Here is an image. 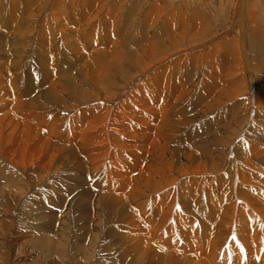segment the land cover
I'll list each match as a JSON object with an SVG mask.
<instances>
[{"label": "rangeland", "instance_id": "374dc122", "mask_svg": "<svg viewBox=\"0 0 264 264\" xmlns=\"http://www.w3.org/2000/svg\"><path fill=\"white\" fill-rule=\"evenodd\" d=\"M58 1L59 2H57V0H46V3L45 0H0V121L5 120V125L7 127L4 140L5 143L7 142L8 135L12 133L13 129H16V125L18 126L16 134L17 139L11 147L8 146V148H6V151L8 150L7 153H3L0 146V264H255L254 259L258 257L263 259V261H259L257 264H264V223L261 221L260 223L262 225L256 226L254 224L255 222L252 220V227L254 230H249L248 233L242 234L239 230V223L243 221V219H240L241 214L236 212V210L238 211V207L235 209L234 218H229V220L224 218L228 207L233 206L234 202L231 199H234L236 196L238 198H235V200L245 198L247 204L254 201L257 205V209L264 208V171H259L261 168L264 170V160H260L259 158L264 156V133L261 134V131H264V0H248L247 7L246 5L243 7L244 10L247 8L245 11L248 12L251 10L253 11V9L255 11L256 8L258 13L257 25L244 22V25L242 24L241 27L236 29L234 25L235 20L232 18V9L240 7L239 3L236 4V0H204V4L201 2L202 0H199V6H194L193 0H186L188 1L187 5L183 6V0H172V6L168 4L169 0H167L168 2L166 0H127L126 2L124 0H120L121 2L119 0ZM39 3L42 4L40 5ZM133 3H136V5L139 3V5L136 6ZM42 5L45 6L44 10L42 9ZM123 5L124 9H121ZM144 5H146V8ZM128 6H130V8L134 7V10L130 8L128 10ZM125 8L127 10L124 12ZM166 8L167 11H165ZM145 9L148 12H144L143 10ZM149 9L152 13H149ZM37 10L39 11L37 12ZM128 13H130V15ZM53 16L54 18H52ZM157 16L160 20L158 19L156 21ZM148 18H150L149 21H145V19L148 20ZM143 19L145 21L143 22L146 23L144 25L146 28L144 27L143 30H141L144 24L142 22ZM134 24L135 26H133ZM252 26H254V28ZM231 27H233V29ZM246 28L249 32H247ZM176 31L180 33L178 34ZM224 33H227V35L222 36ZM21 34L23 36H21ZM25 34L27 37H24ZM186 35L187 38L184 39ZM218 35L222 37L217 39L219 37ZM164 36H166V39H163ZM36 37H38V39H36ZM59 37H62V39ZM257 37L261 38L257 40ZM36 40L37 43L39 42L38 45L35 43ZM63 40L64 42H62ZM158 40L160 41L158 42ZM30 41L32 43H30ZM124 41H126L125 44L123 43ZM234 42L238 43L233 44ZM156 43L158 45L157 47L155 46ZM128 44H131L132 47L130 48V45L126 48L125 45L128 46ZM161 44L163 45L161 46ZM133 45H135L137 49H135ZM251 45L255 48V52L257 53H255L254 50L252 52ZM107 46H109V48ZM191 46H195V48H191ZM140 47L146 50H142ZM167 47L168 49L171 48L170 51ZM189 47L191 49H189ZM256 47L259 49L261 47L262 50ZM110 48H113V51ZM149 49L150 52H148ZM15 50L16 52H14ZM175 50H180V52L175 53ZM163 51L165 54H163ZM148 54L150 56H148ZM202 54L204 56H202ZM19 56L22 57V59L20 58V60H18ZM122 57L125 58V60ZM135 57H137V63ZM241 57H244V59L248 61L251 70L246 76L243 70L244 68L239 65ZM216 58H218L219 61ZM157 59L161 60V62L159 63ZM18 61L20 62L17 64ZM21 62L24 63L20 64ZM88 62H90V64ZM96 63L98 66H96ZM107 63L108 65H106ZM146 63H148L147 65L149 67L144 65ZM199 63L200 65L202 63V65L200 66ZM138 65L140 67H138ZM262 65L263 67H261ZM9 66H12V68ZM81 66L83 68H81ZM86 67H88V69ZM134 68L136 69L134 70ZM227 68L229 69L227 70ZM152 70L153 72L151 73ZM117 71L122 72H120L121 74H117ZM231 72H234L233 75ZM242 72L244 73V77L242 76ZM18 74L19 76H17ZM156 75L157 78H155ZM251 75L253 76L254 84H252V82L250 83L252 78ZM52 81L56 82L53 83ZM83 81L86 83L84 84ZM247 82L248 88L245 89V84H247ZM94 83L97 84L94 86ZM235 83L237 84L235 85ZM34 91L36 92L33 93ZM71 91L74 92L72 93ZM79 91L82 93L79 94ZM42 93H44V95ZM209 93L211 94L209 95L210 97L208 96ZM52 95L54 96L52 97ZM76 95L78 96L76 97ZM47 97H49V99ZM30 98L31 101H29ZM208 98L215 103L213 102V104ZM224 99L227 100V102ZM251 99L257 100L258 105L255 103L250 104ZM255 100L253 102H255ZM168 101L172 102L168 103ZM216 102H218V104ZM198 103L202 104V109L206 110L208 108L207 111L202 110L201 107L197 109ZM259 104H262L263 107H260ZM108 107L109 109H107ZM247 107L252 110L250 114L246 113ZM128 108L131 109L130 112L127 110ZM31 109L32 111L30 112L29 110ZM121 109H123V111ZM199 110L203 113H200ZM7 111L10 112V115H7ZM127 111L128 114H126ZM231 111H233V115ZM38 113H40V115ZM109 113L112 114L110 115ZM206 113L209 114L207 115ZM23 114L24 116L22 117L25 118L22 119L21 115ZM193 114H195L197 118ZM198 114H201V116H198ZM238 114L241 115L240 118L237 116ZM97 115L100 117L99 119ZM55 116L57 119H55ZM60 116L61 119L63 117L64 120V122L63 120L61 122L59 119L61 129L56 121ZM90 116L91 118H89ZM167 116H169L168 120ZM17 117L20 120H18ZM32 117H34L35 120L38 119L36 120L38 124L44 121L45 123L43 122V125L45 124L46 128L41 127L42 123L40 125L41 129L38 128L36 125L37 122H35ZM39 118L40 120L45 118V120L40 121ZM50 118L53 119L51 120ZM105 118L108 123L107 121L101 123L102 119L106 120ZM186 119L189 121H186ZM28 120L31 121L32 124ZM53 121L55 122V127H59L55 130L61 132L62 135L57 131L55 132L56 134L51 131V129L54 131L53 128H55L53 125L51 126ZM165 121H167L168 126ZM228 121H230V124ZM105 122L107 124H105ZM61 123L63 124L61 125ZM86 123H88V125ZM162 123L165 127H163ZM180 123L183 125L181 126ZM64 124H66V126H64ZM191 125L192 127L195 126V128L192 129ZM25 126L30 128L31 133L24 136L20 141L21 131L25 129ZM34 126H36V128ZM104 126H106V128L108 127L106 131H103L105 130ZM187 126L189 127L187 128ZM48 127H50V129ZM214 127L217 129L215 130ZM62 128L64 131H61ZM130 128L132 130H130ZM184 128L187 130L182 131ZM67 129L69 136L67 133H64L67 132ZM162 129L163 131H161ZM172 130L173 134H175L176 130L178 131L177 136L176 134L173 136ZM87 131H89L88 134ZM170 131L171 133L169 134ZM249 131H251V135L254 133V137L260 140L258 147L254 150L258 152L259 149L262 148V152H260V154L257 153L258 156L253 149L250 148L252 141L248 139L252 140L254 137L252 136V138L250 136ZM81 132L82 134L84 133L83 136ZM148 133L151 138H154H152L154 141L149 138ZM157 133L160 134H158L157 139H155ZM123 134H125V136ZM161 134H163V139L159 138ZM247 134L248 136H246ZM96 135L98 138L99 136L105 135L104 137L106 139L102 136L103 138L98 140ZM218 135L219 138L221 136L222 139H218ZM126 136L127 138H125ZM171 136L174 139H172ZM83 137H86L87 141L84 140ZM32 138H34V140ZM178 138L180 139L177 140ZM210 138L212 141H210ZM124 140L125 143H123ZM164 140H167L168 143L163 142ZM76 141L78 143H76ZM19 142L20 145H17ZM169 143H171L172 146ZM61 144H63V146ZM133 145L136 147L140 146V148H135ZM143 145L145 147L142 148ZM169 145L171 147H169ZM45 147L47 149H45ZM86 147L88 150H86ZM62 148L67 150H62ZM116 149L118 150L116 151ZM234 149L236 151H233ZM50 150L53 152H50ZM242 151L247 152L250 157H256V167L257 163L259 166L252 169L253 172L255 171L254 173L247 165L241 164V160H244L243 158L233 159L231 152L233 154L235 153L234 155L238 157L240 153H243ZM148 155H150V157ZM22 156L28 158L26 164L21 162ZM48 161L50 163H48ZM148 162L149 164L152 162V165L150 166ZM154 162L155 165L158 166H155ZM111 163L113 165H111ZM237 163L241 164L240 166L243 167V170L239 168L240 173L245 171V174L243 173L244 176L242 175V179L238 180L243 181L246 185L243 187L241 186V188L239 185L240 189L238 185H234V179L230 175L232 172L236 171ZM152 166L159 169H154ZM227 166L231 168V172L230 170L228 172L227 169L229 168H227ZM24 169H26V171ZM246 170L251 173L247 174ZM147 171H149V173ZM8 172L9 174H7ZM128 173L131 174L127 175ZM150 173L155 175L153 176ZM184 173H187V175ZM45 176H47V178ZM127 176H129V179ZM158 176L162 178L160 179ZM166 176L169 177L167 178ZM216 180L218 184H215ZM211 181L216 187L213 186ZM224 181L227 183H224ZM222 183L225 184V186L223 185L224 188L228 186L226 189L230 192L222 187ZM130 185H132V187ZM217 185L220 187L218 188ZM139 187L143 189L141 188L138 190L137 188ZM248 188H252V191ZM224 190L227 191L225 192L227 196ZM129 191L132 193L130 192V194ZM228 192L233 193L229 194ZM233 194H235V196ZM127 195H131L128 197L129 199L126 198ZM150 197L152 198L150 199ZM252 207L254 208V206ZM146 211H149L148 214L151 215L146 216ZM152 215L154 218L151 217ZM161 215L162 217L160 218L159 216ZM253 217L255 216H252L251 219H253ZM158 218L161 219V224ZM146 219L147 222L145 221ZM215 220L216 222H214ZM153 221L155 223L158 222L160 227L163 223H165V226L163 225L164 227L162 226V228H160L157 226V223L156 225L154 224V226L157 227H153V230L151 229ZM203 228L206 229L204 230ZM155 229L158 231L156 232ZM188 229L191 231L188 232ZM149 231L153 232L150 233ZM109 233H111V236H108ZM135 234L137 235L135 236ZM171 234L174 235L172 236ZM207 236H210V238ZM139 237L142 244L137 239ZM152 237H154L153 240ZM150 239L156 242H151ZM212 239L214 240L212 241ZM249 239H253L254 241L251 240V242ZM166 240H168V243ZM189 243L191 244L189 245ZM171 245H180L177 247L180 252L178 250L177 252L175 250L176 247H171ZM181 246H183V248ZM184 247L185 250H183ZM187 249L188 251H186ZM166 250H168V252Z\"/></svg>", "mask_w": 264, "mask_h": 264}, {"label": "bare ground", "instance_id": "6f19581e", "mask_svg": "<svg viewBox=\"0 0 264 264\" xmlns=\"http://www.w3.org/2000/svg\"><path fill=\"white\" fill-rule=\"evenodd\" d=\"M81 1H82V0H81ZM116 1H117V0H116ZM119 1H120V0H119ZM124 1L126 2L127 0H124ZM144 1H145V0H144ZM164 1H165V0H164ZM166 1H167V0H166ZM171 1H172V0H169V2L167 1L169 5H171ZM179 1H181V0H179ZM179 1H178V2H179ZM221 1H222V0H221ZM232 1H233V0H232ZM236 1H237L236 4L239 3V4H240V7H239V8H235V7H234L235 9H232V12H233V14H232L233 17H232V18H234V20H235V21L233 20V21H234V25H235V29L241 27L242 24L244 25V24H245L244 22L250 23L251 25H252V24L255 25V24H256V21H257V18H258V13H257L256 8L254 7V8H255V11H254V9H253V11L251 10L250 12L245 11L247 8H246L245 10L243 9L244 5H246V7H247V4H248V2H249L250 0H249V1H248V0H236ZM257 1H258V0H257ZM41 2H42V1H41ZM45 2H46V0H45ZM53 2H54V1H53ZM57 2H59V1L57 0ZM78 2H80V1H78ZM111 2H112V1H111ZM120 2H121V1H120ZM129 2H130V1H129ZM187 2H188V1H186V0L184 1V0H183V4H182V6H183V5H187ZM191 2H192V1H191ZM201 2H202L203 4L205 3L204 0H202ZM259 2H260V1H259ZM17 3H18V2H17ZM43 3H44V2H43ZM46 3H47V2H46ZM85 3H86V2H85ZM189 3H190V1H189ZM232 3H233V2H232ZM256 3H257V2H256ZM18 4H20V3H18ZM39 4H40V3H39ZM41 4H42V3H41ZM41 4H40V5H41ZM51 4H52V3H51ZM57 4H58V3H57ZM109 4H110V3H109ZM118 4H119V3H118ZM133 4L136 5V3H133ZM133 4H132V5H133ZM180 4H181V3H180ZM180 4H179V5H180ZM233 4H234V3H233ZM257 4H258V3H257ZM37 5H38V4H37ZM44 5H45V3H44ZM47 5H48V4H47ZM100 5H101V4H100ZM137 5H139V3H137ZM137 5H136V6H137ZM140 5H141V4H140ZM193 5H194V6H199V5H200V4H199V0H195V1L193 0ZM231 5H232V4H231ZM255 5H256V4H255ZM88 6H89V5H88ZM141 6H142V5H141ZM164 6H165V5H164ZM164 6H163V8H164ZM171 6H172V5H171ZM173 6H174V5H173ZM176 6H178V5H176ZM180 6H181V5H180ZM189 6H190V5H189ZM250 6H251V5H250ZM253 6H254V5H253ZM39 7H40V6H39ZM42 7H43L42 9L44 10L45 6L42 5ZM95 7H96V6H95ZM138 7H139V6H138ZM144 7L146 8V5H144ZM154 7H155V6H154ZM157 7H158V6H157ZM165 7H166V6H165ZM168 7H169V6H168ZM168 7H167V8H168ZM229 7H230V5H229ZM231 7H233V6H231ZM241 7H242V8H241ZM257 7H258V6H257ZM91 8H92V7H91ZM122 8L124 9V5L121 7V9H122ZM129 8H130V6H128V10H129ZM133 8H134V7H131L130 9H133ZM158 8H160V7H158ZM163 8H162V9H163ZM167 8H166L165 11H167ZM181 8H182V7H181ZM188 8H189V7H188ZM194 8H195V7H194ZM227 8H228V7H227ZM248 8H249V7H248ZM35 9H36V8H35ZM37 9H38V6H37ZM42 9H41V10H42ZM155 9H156V7H155ZM170 9H171V8H170ZM185 9H186V8H185ZM221 9H222V8H221ZM225 9H226V8H225ZM259 9H260V7H259ZM115 10H116V9H115ZM126 10H127V9L125 8L124 12H125ZM133 10H134V9H133ZM147 10H148V8H147ZM149 10H150V9H149ZM192 10H193V9H192ZM195 10H197V9H195ZM227 10H228V9H227ZM248 10H249V9H248ZM263 10H264V9H263ZM35 11H36V10H35ZM38 11H39V10H37V12H38ZM113 11H114V10H113ZM122 11H123V10H122ZM139 11H140V10H139ZM143 11L145 12L146 9L143 10ZM197 11H198V10H197ZM199 11H200V10H199ZM230 11H231V10H230ZM33 12H34V11H33ZM49 12H50V11H49ZM124 12H123V14H124ZM135 12H136V10H135ZM146 12H148V11H146ZM190 12H191V11H190ZM40 13H41V12H40ZM120 13H121V12H120ZM149 13H152L151 10L149 11ZM162 13H163V12H162ZM162 13H161V15H162ZM164 13H165V12H164ZM175 13H176V12H175ZM31 14H32V13H31ZM35 14H36V12H35ZM37 14H38V13H37ZM62 14H63V13H62ZM123 14H122V15H123ZM126 14H127V13H126ZM128 14L130 15V13H128ZM145 14H146V13H145ZM147 14H148V13H147ZM156 14H157V13H156ZM158 14L160 15L159 12H158ZM158 14H157V15H158ZM26 15H27V14H26ZM28 15H29V14H28ZM39 15H40V14H39ZM134 15H135V14H134ZM62 16H63V15H62ZM66 16H67V14H66ZM108 16H109V15H108ZM135 16H136V15H135ZM165 16H166V14H165ZM171 16H172V15H171ZM171 16H170V17H171ZM259 16H260V15H259ZM49 17H50V14H49ZM132 17H133V13H132ZM132 17H130V18H132ZM143 17H144V16H143ZM146 17H147V16H146ZM149 17H150V15H149ZM155 17H156V16H155ZM163 17H164V15H163ZM33 18H34V16H33ZM52 18H54V16H53ZM146 19H147V18H146ZM146 19H145V21H149L150 18H148V20H146ZM154 19H156V18H154ZM154 19H153V20H154ZM158 19H159V17L157 16L156 21H157ZM179 19H180V18H179ZM37 20H38V19H37ZM49 20H50V19H49ZM53 20H55V19H53ZM101 20H102V19H101ZM111 20H112V19H111ZM138 20H139V22H140V19H139V18H138ZM159 20H160V19H159ZM207 20H208V19H207ZM212 20H213V19H212ZM30 21H31V20H30ZM35 21H36V20H35ZM38 21H39V20H38ZM143 21H144V19L142 20V22H143ZM145 21H144V22H145ZM174 21H176V20H174ZM177 21H178V20H177ZM41 22H42V21H41ZM87 22H88V21H87ZM144 22H143V23H144ZM154 22H155V21H154ZM242 22H243V23H242ZM30 23H31V22H30ZM39 23H40V22H39ZM156 23H157V22H156ZM208 23H209V22H208ZM23 24H25V23H23ZM32 24H33V23H32ZM44 24H45V23H44ZM88 24H89V23H88ZM135 24H136V23H135ZM135 24H134L133 26H135ZM145 24H146V23H144V24L142 25L143 27L141 28V30H143V28L145 27V26H144ZM157 24H158V23H157ZM259 24H260V23H259ZM112 25H113V24H112ZM151 25H152V23H151ZM159 25H160V24H159ZM251 25H250V26H251ZM256 25H257V24H256ZM19 26H20V25H19ZM35 26H37V25H35ZM140 26H141V25H140ZM204 26H205V25H204ZM206 26H207V25H206ZM28 27H30V26H28ZM28 27H27V28H28ZM116 27H117V26H116ZM118 27H119V25H118ZM124 27H125V26H124ZM124 27H123V28H124ZM156 27H157V26H156ZM182 27H183V26H182ZM199 27H200V26H199ZM210 27H211V26H210ZM252 27L254 28V26H252ZM252 27H251V33H252ZM27 28H25V29H27ZM37 28H38V27H37ZM98 28H99V27H98ZM145 28H146V27H145ZM150 28H151V27H150ZM159 28H160V27H159ZM164 28H165V27H164ZM201 28H202V27H201ZM205 28H206V27H205ZM231 28L233 29V27H231ZM248 28H249V27H248ZM255 28H256V27H255ZM29 29H30V28H29ZM33 29H34V28H33ZM79 29H81V28H79ZM82 29H83V28H82ZM132 29H133V28H132ZM209 29H210V28H209ZM246 29H247V28H246ZM19 30H20V29H19ZM22 30H24V29H22ZM60 30H61V28H60ZM62 30H63V29H62ZM137 30H138V29H137ZM139 30H140V29H139ZM164 30H165V29H164ZM166 30H167V28H166ZM174 30H175V29H174ZM176 30H177V29H176ZM202 30H203V29H202ZM20 31H21V30H20ZM25 31H26V30H25ZM29 31H30V30H29ZM79 31H80V30H79ZM131 31H132V30H131ZM131 31H130V34H131ZM152 31H153V30H152ZM158 31H159V30H158ZM238 31H239V30H238ZM254 31H255V29H254ZM22 32H23V31H22ZM66 32H68V31H66ZM98 32H99V31H98ZM168 32H169V31H168ZM176 32H177V31H176ZM176 32H175V33H176ZM232 32H233V31H232ZM240 32H241V31H240ZM247 32H249L248 29H247ZM247 32H246V33H247ZM262 32H263V30H262ZM30 33H31V31H30ZM109 33H110V32H109ZM125 33H126V32H125ZM150 33H151V32H150ZM177 33H178V32H177ZM179 33H180V32H179ZM179 33H178V34H179ZM183 33H184V32H183ZM196 33H197V32H196ZM200 33H201V32H200ZM230 33H231V32H230ZM230 33H229V34H230ZM256 33H257V32H256ZM263 33H264V32H263ZM263 33H262V34H263ZM33 34H34V33H33ZM36 34H37V33H36ZM132 34H133V33H132ZM234 34H235V33H234ZM236 34H237V33H236ZM243 34H244V33H243ZM249 34H250V33H249ZM253 34H255V33H253ZM19 35H20V34H19ZM31 35H32V34H31ZM59 35H60V33H59ZM100 35H101V34H100ZM158 35H159V34H158ZM180 35H181V34H180ZM183 35H184V34H183ZM183 35H182V36H183ZM226 35H227V33H224L222 36H226ZM257 35H258V34H257ZM257 35H255V36H257ZM21 36H23V35L21 34ZM21 36H20V38H21ZM25 36H26V34L24 35V37H25ZM28 36H29V35H28ZM125 36H126V35H125ZM156 36H157V35H156ZM193 36H194V35H193ZM218 36H219V35H218ZM218 36H217V37H218ZM222 36H219L217 39H219V38L222 37ZM253 36H254V35H253ZM17 37H18V36H17ZM26 37H27V36H26ZM33 37H34V36H33ZM52 37H53V36H52ZM165 37H166V36H164L163 39H164ZM204 37H205V36H204ZM15 38H16V37H15ZM18 38H19V37H18ZM18 38H17V39H18ZM22 38H23V37H22ZM48 38H49V37H48ZM59 38H60V37H59ZM97 38H98V37H97ZM132 38H133V35H132ZM149 38H150V36H149ZM186 38H187V35L185 36L184 39H186ZM199 38H200V37H199ZM251 38H252V37H251ZM258 38H261V37H257V40H258ZM17 39H15V40H17ZM31 39H32V36H31ZM34 39H35V38H34ZM36 39H38V37H36ZM60 39H62V37H61ZM165 39H166V38H165ZM179 39H180V37H179ZM188 39H189V38H188ZM213 39H214V37H213ZM223 39H224V38H223ZM242 39H243V38H242ZM95 40H96V39H95ZM126 40H127V39H126ZM136 40H138V39H136ZM171 40H172V39H171ZM171 40H170V41H171ZM182 40H183V39H182ZM194 40H195V39H194ZM215 40H216V39H215ZM253 40H254V39H253ZM257 40H256V42H257ZM17 41H18V40H17ZM17 41H16V42H17ZM122 41H123V40H122ZM152 41H153V40H152ZM159 41H160V40H158V42H159ZM161 41H163V40H161ZM213 41H214V40H213ZM233 41H234V40H233ZM239 41H240V40H239ZM251 41H252V40H251ZM254 41H255V40H254ZM260 41H261V40H260ZM263 41H264V40H263ZM59 42H60V41H59ZM62 42H64V40H63ZM125 42H126V41H124L123 43L125 44ZM134 42H135V41H134ZM156 42H157V41H156ZM166 42H167V40H166ZM176 42H177V41H176ZM197 42H198V41H197ZM209 42H211V41H209ZM209 42H208V43H209ZM256 42H255V44H256ZM7 43H9V42H7ZM17 43H18V42H17ZM17 43H16V46H17ZM30 43H32V42L30 41ZM35 43L38 45L39 42L37 43V40H36ZM49 43H50V42H49ZM154 43H155V41H154ZM167 43H168V42H167ZM178 43H179V42H178ZM185 43H186V42H185ZM206 43H207V42H206ZM235 43H238V42H234L233 44H235ZM243 43H244V41H243ZM245 43H246V41H245ZM252 43H253V42H252ZM23 44H24V43H23ZM27 44H28V42H27ZM27 44H26V45H27ZM33 44H34V43H33ZM101 44H102V43H101ZM113 44H114V43H113ZM145 44H146V43H145ZM163 44H164V43H163ZM163 44H161V46H162ZM165 44H166V43H165ZM174 44H175V42H174ZM181 44H182V43H181ZM228 44H229V43H228ZM5 45H6V44H5ZM7 45H8V44H7ZM20 45H21V44H20ZM28 45H29V44H28ZM34 45H35V44H34ZM48 45H49V44H48ZM68 45H69V44H68ZM120 45H121V44H120ZM120 45H119V46H120ZM130 45H131V44H128V46L125 45V47L127 48V47H129ZM166 45H167V44H166ZM166 45H164V46H166ZM175 45H176V44H175ZM182 45H183V44H182ZM186 45H188V44H186ZM189 45H190V44H189ZM244 45H245V44H244ZM253 45H254V43H253ZM13 46H14V45H13ZM62 46H63V45H62ZM66 46H67V45H66ZM114 46H115V44H114ZM123 46H124V45H123ZM133 46H134V48H135V45H133ZM142 46H143V45H142ZM146 46H147V45H146ZM155 46H156V47L158 46L157 43H156ZM237 46H238V44H237ZM245 46H246V45H245ZM257 46H258V45H257ZM17 47H18V46H17ZM17 47H16V48H17ZM26 47H27V46H26ZM29 47H30V45H29ZM91 47H92V45H91ZM95 47H96V46H95ZM107 47L109 48V46H107ZM131 47H132V45L130 46V48H131ZM156 47H155V48H156ZM168 47H169V46H168ZM168 47H167V49H168ZM181 47H183V46H181ZM251 47H252V48H251V49H252V52H253V50H254V52H255V51H256L255 48H253L252 45H251ZM7 48H8V46H7ZM13 48H15V47H13ZM13 48H11V49H13ZM23 48H24V46H23ZM35 48H37V47H35ZM104 48H105V47H104ZM130 48H129V49H130ZM140 48H142V47H140ZM140 48H139V49H140ZM148 48H149V47H148ZM153 48H154V46H153ZM174 48H175V47H174ZM179 48H180V47H179ZM191 48H195V46H193V47L191 46ZM191 48L189 47V49H191ZM242 48H243V47H242ZM242 48H241V49H242ZM256 48H257V47H256ZM56 49H57V48H56ZM97 49H98V48H97ZM97 49H96V51H97ZM110 49H111V48H110ZM135 49H137V48H135ZM143 49L146 50L145 48H142V50H143ZM160 49H161V48H160ZM170 49H171V48H170ZM170 49H168V50L170 51ZM177 49H178V48H177ZM180 49H181V48H180ZM184 49H185V48H184ZM196 49H197V48H196ZM225 49H226V48H225ZM257 49H259V48H257ZM260 49H261V47H260ZM260 49H259V50H260ZM13 50H14V49H13ZM98 50H99V49H98ZM111 50L113 51V48H112ZM131 50H132V49H131ZM131 50H130V51H131ZM218 50H219V49H218ZM261 50H262V49H261ZM31 51H32V50H31ZM101 51H102V50H101ZM109 51H110V50H109ZM132 51H133V50H132ZM134 51H135V50H134ZM139 51H141V50H139ZM157 51H158V50H157ZM164 51H165V50H164ZM164 51H163V54H165ZM166 51H167V50H166ZM237 51H238V49H237ZM246 51H247V50H246ZM257 51H258V50H257ZM8 52H9V50H8ZM14 52H16V50H15ZM84 52H85V51H84ZM104 52H105V50H104ZM126 52H127V50H126ZM148 52H150V49L148 50ZM176 52H180V50H179V51H176V50H175V53H176ZM193 52H194V51H193ZM243 52H244V50H243ZM9 53H10V52H9ZM9 53H8V54H9ZM110 53H111V52H110ZM156 53H157V52H156ZM185 53H186V52H185ZM255 53H257V52H255ZM16 54H17V53H16ZM18 54H19V53H18ZM55 54H56V53H55ZM108 54H109V53H108ZM149 54H150V53H149ZM149 54H148V56L151 55V54H150V55H149ZM153 54H154V53H153ZM182 54H183V53H182ZM242 54H243V53H242ZM245 54H246V53H245ZM10 55H11V54H10ZM27 55H28V54H27ZM95 55H96V54H95ZM124 55H125V54H124ZM130 55H131V54H130ZM139 55H140V54H139ZM171 55H172V54H171ZM213 55H214V53H213ZM227 55H228V54H227ZM16 56H17V55H16ZM20 56H21V55H20ZM20 56H19V59H18V60H20V58L22 59V57H20ZM24 56H25V55H24ZM126 56H127V55H126ZM137 56H138V54H137ZM157 56H158V54H157ZM169 56H170V55H169ZM202 56H204V55L202 54ZM211 56H212V55H211ZM223 56H224V55H223ZM249 56H250V55H249ZM7 57H8V56H7ZM50 57H51V55H50ZM138 57H139V56H138ZM144 57H145V56H144ZM144 57H141V58H144ZM158 57H159V56H158ZM216 57H217V56H216ZM96 58H97V57H96ZM109 58H110V57H109ZM122 58H123V57H122ZM149 58H150V57H149ZM159 58H160V57H159ZM161 58H162V57H161ZM214 58H215V57H214ZM8 59H9V58H8ZM16 59H17V58H16ZM123 59L125 60V58H123ZM128 59H130V58H128ZM135 59H136V63H137V57H135ZM155 59H156V58H155ZM216 59L218 60V58H216ZM131 60H133V59H131ZM143 60H144V59H143ZM157 60H158V59H157ZM227 60H228V59H227ZM14 61H15V59H14ZM86 61H87V60H86ZM88 61H89V60H88ZM98 61H99V60H98ZM108 61H109V60H108ZM108 61H107V62H108ZM148 61H149V60H148ZM158 61H159V63L161 62V60H158ZM158 61H157V64H158ZM218 61H219V60H218ZM225 61H226V60H225ZM19 62H20V61H18L17 64H18ZM24 62H25V61H24ZM24 62H23V63H24ZM54 62H55V61H54ZM84 62H85V61H84ZM117 62H118V61H117ZM127 62H128V60H127ZM132 62H133V61H132ZM146 62H147V61H146ZM197 62H198V60H197ZM230 62H231V61H230ZM23 63L21 62L20 64H23ZM88 63L90 64V62H88ZM88 63H87V64H88ZM105 63H106V62H105ZM108 63H109V62H108ZM108 63H107L106 65H108ZM124 63H125V62H124ZM124 63H123V64H124ZM128 63H129V62H128ZM128 63H127V64H128ZM130 63H131V62H130ZM141 63H142V62H141ZM144 63H145V62H144ZM7 64H8V62H7ZM74 64H75V63H74ZM120 64H121V63H120ZM132 64H133V63H132ZM138 64H139V62H138ZM142 64H143V63H142ZM142 64H140V65H142ZM147 64H148V63H146V64H144V65L146 66ZM152 64H153V62H152ZM190 64H191V63H190ZM197 64H198V63H197ZM76 65H77V63H76ZM85 65H86V64H85ZM91 65H92V64H91ZM109 65H112V64H109ZM118 65H119V64H118ZM124 65H125V64H124ZM129 65H130V64H129ZM167 65H168V64H167ZM181 65H182V64H181ZM199 65H200V63H199ZM201 65H202V63H201ZM201 65H200V66H201ZM239 65L242 66V67L244 68L243 70H244L245 76L248 75V74L251 72L250 67H249V63H248V61H247L246 59H244V57H241V58H240ZM12 66H13V65H12ZM12 66H11V67L9 66V67L12 68ZM19 66H20V65H19ZM28 66H29V65H28ZM35 66H36V65H35ZM96 66H98L97 63H96ZM130 66H131V65H130ZM133 66H134V65H133ZM136 66H137V64H136ZM147 66H148V65H147ZM155 66H156V65H155ZM157 66H158V65H157ZM159 66H160V65H159ZM165 66H166V65H165ZM32 67H33V66H32ZM37 67H38V66H37ZM77 67H78V66H77ZM83 67H84V65H83ZM83 67L81 66V68H83ZM111 67H112V66H111ZM120 67H121V65H120ZM134 67H135V66H134ZM138 67H140V66L138 65ZM148 67H149V66H148ZM148 67H146V68H148ZM178 67H179V66H178ZM182 67H183V65H182ZM228 67H229V66H228ZM261 67H263V65H262ZM15 68H16V67H15ZM23 68H24V67H23ZM54 68H55V67H54ZM68 68H69V67H68ZM86 68L88 69V67H86ZM90 68H91V67H90ZM90 68H89V69H90ZM95 68H96V67H95ZM106 68H107V67H106ZM143 68H144V67H143ZM171 68H172V67H171ZM197 68H198V67H197ZM199 68H200V67H199ZM229 68H231V67H229ZM229 68H227V70H228ZM13 69H14V68H13ZM19 69H20V68H19ZM33 69H34V68H33ZM42 69H43V68H42ZM45 69H46V68H45ZM131 69H132V68H131ZM135 69H136V68H134V70H135ZM139 69H140V68H139ZM144 69H145V68H144ZM155 69H156V67H155ZM178 69H179V68H178ZM263 69H264V67H263ZM263 69H262V70H263ZM76 70H77V69H76ZM85 70H86V69H85ZM102 70H104V69H102ZM156 70H157V69H156ZM223 70H224V69H223ZM225 70H226V68H225ZM6 71H7V70H6ZM10 71H11V70H10ZM22 71H23V70H22ZM31 71H32V70H31ZM53 71H54V70H53ZM65 71H66V70H65ZM86 71H88V70H86ZM93 71H94V70H93ZM98 71H99V70H98ZM104 71H105V70H104ZM104 71H103V72H104ZM141 71H142V70H141ZM143 71H144V70H143ZM148 71H149V70H148ZM165 71H166V70H165ZM181 71H182V70H181ZM89 72H90V71H89ZM95 72H96V71H95ZM95 72H93V73H95ZM112 72H113V71H112ZM115 72H116V70H115ZM120 72H122V71H120ZM120 72L117 71V74L120 73ZM132 72H133V70H132ZM136 72H137V71H136ZM146 72H147V71H146ZM149 72H150V71H149ZM152 72H153V70L151 71V73H152ZM161 72H162V71H161ZM229 72H230V71H229ZM8 73H9V72H8ZM36 73H37V72H36ZM36 73H35V74H36ZM70 73H71V72H70ZM142 73H143V72H142ZM233 73H234V72H233ZM233 73L231 72L232 75H233ZM244 73L242 72V74H243L242 76H243V77H244ZM23 74H24V73H23ZM39 74H40V73H39ZM83 74H84V73H83ZM85 74H86V73H85ZM87 74H88V73H87ZM120 74H121V73H120ZM136 74H137V73H136ZM138 74H139V72H138ZM140 74H141V72H140ZM143 74H144V73H143ZM153 74H154V73H153ZM162 74H163V72H162ZM228 74H230V73H228ZM228 74H227V75H228ZM70 75H71V74H70ZM70 75H69V76H70ZM122 75H123V73H122ZM129 75H130V74H129ZM145 75H146V73H145ZM232 75H231V76H232ZM17 76H19V74H18ZM20 76H21V75H20ZM106 76H107V75H106ZM130 76H131V75H130ZM132 76H133V75H132ZM134 76H135V75H134ZM139 76H140V75H139ZM146 76H147V75H146ZM251 76H252V75H251ZM3 77H4V76H3ZM75 77H76V76H75ZM81 77H82V76H81ZM108 77H109V76H108ZM112 77H113V76H112ZM115 77H116V75H115ZM119 77H121V76H119ZM137 77H138V75H137ZM140 77H142V76H140ZM140 77H139V78H140ZM219 77H220V76H219ZM224 77H225V76H224ZM224 77H223V78H224ZM234 77H235V76H234ZM76 78H77V77H76ZM82 78H83V77H82ZM82 78H81V79H82ZM123 78H124V75H123ZM142 78H143V77H142ZM155 78H157V75H156ZM184 78H185V77H184ZM262 78H263V75H262ZM11 79H12V78H11ZM22 79H23V78H22ZM37 79H38V78H37ZM73 79H74V78H73ZM81 79H80V80H81ZM84 79H85V78H84ZM87 79H88V78H87ZM87 79H86V81H87ZM93 79H94V78H93ZM106 79H107V78H106ZM106 79H105V80H106ZM113 79H115V78H113ZM119 79H120V78H119ZM121 79H122V78H121ZM133 79L136 80L135 78H133ZM151 79H152V78H151ZM248 79H249V78H248ZM7 80H8V79H7ZM74 80H75V79H74ZM105 80H104V81H105ZM141 80H142V79H141ZM88 81H89V80H88ZM113 81H116V80H113ZM113 81H112V82H113ZM122 81H123V79H122ZM248 81H249V80H248ZM261 81H262V79H261ZM1 82H2V81H1ZM52 82H53V81H52ZM55 82H56V81H55ZM55 82H53V83H55ZM71 82H73V81H71ZM71 82H70V83H71ZM78 82H79V81H78ZM81 82H82V81H81ZM89 82H90V81H89ZM98 82H99V81H98ZM237 82H238V81H237ZM251 82H252V84H254L253 76H252V78H251V80H250V83H251ZM83 83H84V81H83ZM85 83H86V82H85ZM85 83H84V84H85ZM159 83H160V82H159ZM35 84H36V83H35ZM81 84H82V83H81ZM92 84H93V83H92ZM96 84H97V83H96ZM96 84L94 83V86H95ZM180 84H181V83H180ZM217 84H218V83H217ZM221 84H222V83H221ZM236 84H237V83H235V85H236ZM110 85H111V84H110ZM145 85H146V84H145ZM195 85H196V84H195ZM13 86H14V85H13ZM79 86H80V85H79ZM79 86H78V87H79ZM94 86H93V87H94ZM147 86H148V85H147ZM218 86H219V85H218ZM245 86H246V88H245V87H244V88L247 89V88H248V82H247V84H245ZM0 87H1V86H0ZM29 87H30V86H29ZM39 87H40V86H39ZM87 87H88V86H87ZM134 87H135V86H134ZM14 88H15V87H14ZM26 88H27V87H26ZM84 88H85V87H84ZM102 88H103V87H102ZM129 88H130V87H129ZM136 88H137V87H136ZM136 88H134V89H136ZM256 88H257V87H256ZM36 89H37V88H36ZM43 89H45V88H43ZM43 89H42V90H43ZM49 89H50V88H49ZM49 89H48V90H49ZM130 89H131V88H130ZM137 89H138V88H137ZM99 90H100V89H99ZM109 90H110V89H109ZM176 91H177V90H176ZM256 91H257V90H256ZM35 92H36V91H34L33 93H35ZM53 92H54V91H53ZM71 92H72V91H71ZM73 92H74V91H73ZM73 92H72V93H73ZM199 92H200V91H199ZM224 92H225V91H224ZM227 92H228V91H227ZM37 93H38V92H37ZM45 93H46V91H45ZM68 93H69V92H68ZM81 93H82V92H81ZM81 93H80V91H79V94H81ZM91 93H92V92H91ZM93 93H94V92H93ZM128 93H129V92H128ZM170 93H171V92H170ZM178 93H179V92H178ZM195 93H196V92H195ZM248 93H250V92H248ZM42 94L44 95V93H42ZM61 94H62V93H61ZM101 94H102V92H101ZM154 94H155V93H154ZM237 94H238V93H237ZM64 95H66V94H64ZM87 95H88V94H87ZM90 95H91V94H90ZM90 95H89V96H90ZM128 95H129V94H128ZM131 95H132V94H131ZM209 95H211V94L209 93L208 96H209ZM235 95H236V94H235ZM38 96H39V95H38ZM53 96H54V95H52V97H53ZM60 96H61V95H60ZM69 96H71V95H69ZM73 96H74V95H73ZM77 96H78V95H76V97H77ZM81 96H82V95H81ZM89 96H88V97H89ZM93 96H94V95H93ZM103 96H104V95H103ZM103 96H102V97H103ZM216 96H217V95H216ZM221 96H222V95H221ZM223 96H224V95H223ZM225 96H226V95H225ZM233 96H234V95H233ZM233 96H232V98H233ZM30 97H31V96H30ZM199 97H200V94H199ZM209 97H210V96H209ZM237 97H238V95H237ZM258 97H259V96H258ZM3 98H4V97H3ZM6 98H7V97H6ZM16 98H17V97H16ZM47 98L49 99V97H47ZM62 98L64 99L63 96H62ZM66 98H67V96H66ZM108 98H109V97H108ZM127 98H129V97H127ZM131 98H132V97H131ZM187 98H188V97H187ZM212 98H213V96H212ZM220 98H221V97H220ZM224 98H225V97H224ZM229 98H230V97H229ZM261 98H262V97H261ZM19 99H20V98H19ZM114 99H115V97H114ZM156 99H157V98H156ZM173 99H174V98H173ZM200 99H201V98H200ZM208 99H209V98H208ZM217 99H218V98H217ZM221 99H222V98H221ZM227 99H228V98H227ZM17 100H18V99H17ZM26 100H27V99H26ZM120 100H121V99H120ZM202 100H203V99H202ZM209 100H210V99H209ZM224 100H225V99H224ZM230 100H231V99H230ZM254 100H255V99H254ZM254 100L251 99V100H250V104L255 103V104L258 105V101L255 100V102H253ZM258 100H259V99H258ZM2 101H3V100H2ZM15 101H16V99H15ZM18 101H19V100H18ZM29 101H31V98H30ZM29 101H28V103H29ZM59 101H60V100H59ZM90 101H91V100H90ZM98 101H99V100H98ZM98 101H97V102H98ZM183 101H184V100H183ZM210 101H211V100H210ZM219 101H221V100H219ZM225 101L227 102V100H225ZM4 102H5V100H4ZM7 102H8V101H7ZM7 102H6V104H7ZM20 102H21V101H20ZM26 102H27V101H26ZM52 102H53V101H52ZM91 102H92V101H91ZM93 102H94V100H93ZM101 102H102V101H101ZM171 102H172V101H171ZM171 102L168 101V103H171ZM173 102H174V101H173ZM202 102H203V101H202ZM204 102H205V101H204ZM211 102H212V101H211ZM213 102H214V101H213ZM213 102H212V103H213ZM221 102H222V101H221ZM239 102H240V100H239ZM2 103H3V102H2ZM15 103H17V102H15ZM56 103H57V102H56ZM107 103H108V102H107ZM163 103H164V102H163ZM174 103H175V102H174ZM214 103H215V102H214ZM214 103H213V104H214ZM216 103L218 104V102H216ZM241 103H242V101H241ZM53 104H54V103H53ZM59 104H60V103H59ZM68 104H69V102H68ZM84 104H85V103H84ZM97 104H99V103H97ZM217 104H216V105H217ZM42 105H43V104H42ZM62 105H63V104H62ZM66 105H67V103H66ZM101 105H102V104H101ZM101 105H100V106H101ZM163 105H164V104H163ZM201 105H202V104L198 103L197 109H199V107H201V109H202V106H201ZM221 105H222V103H221ZM240 105H241V104H240ZM124 106H125V105H124ZM147 106H148V105H147ZM206 106H207V105H206ZM211 106H212V105H211ZM259 106H260V107H263L262 104H259ZM48 107H49V106H48ZM64 107H67V106H64ZM71 107H72V106H71ZM105 107H106V105H105ZM209 107H210V106H209ZM221 107H222V106H221ZM221 107H220V109H221ZM252 107H253V106H252ZM41 108H42V107H41ZM55 108H56V106H55ZM62 108H63V107H62ZM62 108H61V109H62ZM72 108H73V107H72ZM84 108H86V107H84ZM90 108H91V107H90ZM92 108H93V107H92ZM118 108H119V107H118ZM218 108H219V107H218ZM237 108H238V107H237ZM254 108H255V107H254ZM2 109H3V108H2ZM47 109H48V108H47ZM73 109H74V108H73ZM75 109H76V107H75ZM97 109H98V107H97ZM107 109H109V107H108ZM207 109H208V108H207ZM207 109H206V110H205V109H202V110L207 111ZM212 109H213V107H212ZM214 109H215V108H214ZM245 109H246V108H245ZM12 110H13V109H12ZM33 110H34V109H33ZM55 110H56V109H55ZM79 110H80V109H79ZM84 110H85V109H84ZM95 110H96V108H95ZM115 110H116V109H115ZM115 110H114V112H115ZM121 110L123 111V109H121ZM127 110H129V112H130L131 109L128 108ZM167 110H168V109H167ZM27 111H28V110H27ZM29 111L31 112L32 109L29 110ZM76 111H77V110H76ZM118 111H119V109H118ZM184 111H185V110H184ZM199 111H200V110H199ZM223 111H224V110H223ZM236 111H238V110H236ZM244 111H245V110H244ZM246 111H247V112H246L247 114H250L252 110H250V109L247 107ZM4 112H6V111H4ZM7 112H8V111H7ZM22 112H23V111H22ZM86 112H87V111H86ZM95 112H96V111H95ZM110 112H111V111H110ZM190 112H191V110H190ZM231 112H232V115H233V111H231ZM9 113H10V112H8L7 115H10ZM13 113H14V112H13ZM41 113H42V112H41ZM62 113H63V112H62ZM107 113H108V110H107ZM116 113H117V112H116ZM124 113H125V112H124ZM197 113H198V112H197ZM200 113H203V112L200 111ZM1 114H2V113H1ZM14 114H15V113H14ZM31 114H32V113H31ZM38 114L40 115V113H38ZM47 114H48V113H47ZM109 114H110V113H109ZM111 114H112V113H111ZM111 114H110V115H111ZM126 114H128V111H127ZM129 114H130V113H129ZM151 114H152V112H151ZM167 114H168V113H167ZM181 114H183V113H181ZM191 114H192V113H191ZM195 114H196V113H195ZM195 114H193V115H195ZM206 114H207V113H206ZM208 114H209V113H208ZM208 114H207V115H208ZM86 115H87V114H86ZM98 115H99V114H98ZM98 115H97V118L99 119L100 117H98ZM124 115H125V114H124ZM136 115H138V114H136ZM142 115H143V114H142ZM161 115H162V114H161ZM187 115H188V113H187ZM187 115H186V116H187ZM243 115H244V114H243ZM12 116H13V114H12ZM15 116H16V114H15ZM22 116H24V114L21 115V118H22V119L25 118V117H22ZM34 116H35V114H34ZM36 116H38V115H36ZM66 116H67V115H66ZM91 116H92V115H91ZM91 116H90L89 118H91ZM179 116H182V115H179ZM186 116H185V117H186ZM190 116H191V115H190ZM195 116H196V115H195ZM198 116H201V114H200V115L198 114ZM237 116H239V118H240L241 115L238 114ZM263 116H264V115H263ZM18 117H19V116H18ZM18 117H17V118H18ZM43 117H44V116H43ZM57 117H58V116H57ZM127 117H128V115H127ZM159 117H160V116H159ZM167 117H168V118H167V120H168V119H169V116H167ZM248 117H249V116H248ZM8 118H9V117H8ZM19 118H20V117H19ZM19 118H18V120L21 119V118H20V119H19ZM26 118H27V117H26ZM32 118L34 119V117H32ZM40 118H41V116H40ZM40 118H39V120H40ZM68 118H69V116H68ZM72 118H73V117H72ZM80 118H81V117H80ZM106 118H107V117H106ZM106 118H105V119H106ZM128 118H129V117H128ZM178 118H179V117H178ZM196 118H197V116H196ZM50 119H51V118H50ZM52 119H53V118H52ZM52 119H51V120H52ZM55 119H57L56 116H55ZM59 119H60L61 122H62L63 117H62V119H61V116H60V118H58V120H56V121L58 122V124H57V122H56L57 125H59V122H60ZM95 119H96V117H95ZM110 119H111V118H110ZM112 119H113V118H112ZM135 119H136V118H135ZM163 119H164V117H163ZM163 119H161V120H163ZM199 119H200V118H199ZM227 119H228V118H227ZM259 119H263V118H259ZM25 120H26V119H25ZM25 120H24V121H25ZM34 120H35V119H34ZM36 120H38V119H36ZM36 120H35V122H37ZM41 120H45V118H44V119L42 118ZM41 120H40V121H41ZM73 120H74V119H73ZM84 120H85V119H84ZM86 120H87V118H86ZM114 120H115V119H114ZM124 120H126V119H124ZM138 120H139V119H138ZM158 120H159V119H158ZM171 120H172V119H171ZM171 120H169V121H171ZM201 120H202V119H201ZM229 120H230V119H229ZM16 121H17V120H16ZM28 121H29V120H28ZM68 121H69V119H68ZM81 121H82V120H81ZM89 121H92V120H89ZM103 121H107V119H106V120L102 119V122H101V123H103ZM169 121H168V122H169ZM186 121H189V120L186 119ZM204 121H205V120H204ZM234 121H235V119H234ZM240 121H241V120H240ZM249 121H250V120H249ZM249 121H248V122H249ZM29 122L31 123V121H29ZM43 122H44V121H43ZM43 122H41V123H42V126H41V127H42V128H43V127L46 128L45 124L43 125ZM63 122H64V120H63ZM77 122H78V121H77ZM94 122H95V120H94ZM96 122H97V121H96ZM118 122H119V121H118ZM165 122H166V125H167V121H165ZM165 122H164V123H165ZM199 122H200V121H199ZM222 122H223V120H222ZM228 122H229V124H230V121H228ZM248 122H247V124H248ZM252 122H253V121H252ZM254 122H255V120H254ZM20 123H21V121H20ZM33 123H34V122H33ZM41 123H40V124H38V122L36 123L37 127L40 128V129H41V127H40ZM44 123H45V122H44ZM54 123H55V122L53 121V124H51V126L53 125V126L55 127ZM78 123H79V122H78ZM107 123H108V121H107ZM107 123L105 122V124H107ZM137 123H139V122H137ZM181 123H182V121H181ZM181 123H180V125H181ZM196 123H197V122H196ZM236 123H237V122H236ZM262 123H263V122H262ZM18 124H19V122H18ZM31 124H32V123H31ZM34 124H35V123H34ZM62 124H63V123H61V125H62ZM66 124H67V123H66ZM66 124H64V126H66ZM86 124L88 125V123H86ZM86 124H85V125H86ZM98 124H99V123H98ZM139 124H140V123H139ZM172 124H173V123H172ZM8 125H9V124H8ZM12 125H14V124H12ZM76 125H77V124H76ZM81 125H82V124H81ZM101 125H102V124H101ZM108 125H109V124H108ZM134 125H135V124H134ZM162 125H163V123H162ZM169 125H170V124H169ZM174 125H178V124H174ZM182 125H183V124H182ZM182 125H181V126H182ZM195 125H196V124H195ZM197 125H198V123H197ZM232 125H233V123H232ZM238 125H239V124H238ZM23 126H24V124H23ZM59 126H60V125H59ZM74 126H75V125H74ZM110 126H111V124H110ZM116 126H118V125H116ZM122 126H123V125H122ZM143 126H144V125H143ZM167 126H168V125H167ZM185 126H186V125H185ZM185 126H184V127H185ZM202 126H204V125H202ZM221 126H222V125H221ZM17 127H18V126L16 125V129H13L12 133H10V134L8 135V137H7V142L5 143L4 140H5V133H6V129H7V127H6V125H5V120L0 121V146H1V148H2V152H3V153H7L8 150L6 151V148H8V146L11 147V145H12V144L14 143V141L17 139V138H16ZM34 127L36 128V126H34ZM56 127H57V126H56ZM56 127L53 128L54 131H53L52 129H51V131L55 133V132L57 131V130H55V129H58V128H59V127H58V128H56ZM68 127H69V126H68ZM76 127H77V126H76ZM90 127H91V126H90ZM104 127H105V130H103V131H106V129H107L108 127H107V128H106V126H104ZM140 127H141V125H140ZM163 127H165V125H163ZM188 127H189V126H187V128H188ZM191 127H192V125H191ZM248 127H249V126H248ZM255 127H256V125H255ZM14 128H15V127H14ZM24 128H25V129L21 131L22 134H21V137H20V141H21V139H22L24 136H26L27 134L31 133L29 127L25 126ZM48 128L50 129V127H48ZM92 128H93V125H92ZM98 128H99V127H98ZM128 128H129V127H128ZM156 128H157V127H156ZM158 128H159V127H158ZM161 128H162V127H161ZM166 128H167V127H166ZM169 128H170V127H169ZM169 128H168V129H169ZM174 128H175V127H174ZM174 128H173V129H174ZM180 128H181V127H180ZM193 128H195V126L192 127V129H193ZM199 128H200V127H199ZM219 128H220V127H219ZM238 128H239V127H238ZM238 128H237V129H238ZM241 128H242V127H241ZM252 128H253V127H252ZM9 129H10V127H9ZM60 129H61V126H60ZM94 129H95V128H94ZM96 129H97V127H96ZM171 129H172V128H171ZM175 129H176V128H175ZM214 129H215V127H214ZM216 129H217V128H216ZM216 129H215V130H216ZM239 129H240V128H239ZM81 130H82V129H81ZM98 130H99V129H98ZM130 130H132V129L130 128ZM158 130H159V129H158ZM169 130H170V129H169ZM181 130H182V129H181ZM184 130H187V129L184 128L182 131H184ZM188 130H189V129H188ZM241 130L244 131L243 129H241ZM247 130H248V129H247ZM249 130H250V128H249ZM61 131H64L63 128H62ZM103 131H101V132H103ZM117 131H118V129H117ZM136 131H137V130H136ZM161 131H163V129H162ZM199 131H200V130H199ZM221 131H222V130H221ZM224 131H225V128H224ZM231 131H232V129H231ZM242 131H241V132H242ZM43 132H44V130H43ZM43 132H42V133H43ZM57 132H59V131H57ZM78 132H79V130H78ZM83 132H84V131H83ZM88 132H89V131H87V134H88ZM94 132H95V131H94ZM99 132H100V131H99ZM134 132H135V129H134ZM138 132H139V131H138ZM204 132H205V131H204ZM211 132H212V131H211ZM216 132H217V131H216ZM238 132H239V131H238ZM250 132H251V131H249V133H250ZM252 132H253V130H252ZM40 133H41V132H40ZM59 133L61 134V132H59ZM64 133H67V135H68V129H67V132H64ZM72 133H73V132H72ZM127 133H128V132H127ZM127 133H126V134H127ZM163 133H164V132H163ZM170 133H171V131L169 132V134H170ZM177 133H178V131L176 130V132H175L176 136H177ZM179 133H180V132H179ZM206 133H207V132H206ZM206 133H205V134H206ZM218 133H219V132H218ZM262 133H264V131H263V132L261 131V134H262ZM44 134H45V132H44ZM55 134H56V133H55ZM73 134H74V133H73ZM83 134H84V133H83ZM83 134H82V132H81V135H82V136H83ZM90 134H92V133H90ZM107 134H108V132H107ZM136 134H137V133H136ZM158 134H160V133H157V134H156V138H155V139H157V135H158ZM172 134H173V130H172ZM175 134H173V136H174ZM191 134H192V133H191ZM207 134H208V133H207ZM214 134H215V133H214ZM242 134H243V133H242ZM257 134H258V133H257ZM259 134H260V132H259ZM41 135L44 136L43 134H41ZM57 135H58V134H57ZM61 135H62V134H61ZM108 135H109V134H108ZM123 135L125 136V134H123ZM133 135H134V134H133ZM162 135H163V134L159 135V136H160L159 138L163 139V136H162ZM164 135H165V134H164ZM231 135H233V134H231ZM240 135H241V134H240ZM263 135H264V134H263ZM263 135H261V136H263ZM33 136H34V134H33ZM68 136H69V135H68ZM72 136H73V135H72ZM75 136H76V133H75ZM96 136H97V135H96ZM102 136H103V135H102ZM102 136H101V137L99 136V138H98V136H97L98 140H99L100 138L102 139L105 135H104L103 137H102ZM109 136H110V135H109ZM137 136H138V135H137ZM143 136H144V135H143ZM148 136H149V133H148ZM165 136H166V135H165ZM165 136H164V138H165ZM213 136H214V135H213ZM213 136H211V137H213ZM216 136H217V135H216ZM236 136H237V135H236ZM242 136H243V135H242ZM246 136H248V134H247ZM250 136H251V137H252V136L254 137L255 134L253 133V134L251 135V133H250ZM50 137H51V136H50ZM53 137H54V135H53ZM134 137H135V136H134ZM138 137H139V136H138ZM166 137H167V136H166ZM171 137H172V136H171ZM192 137H193V136H192ZM209 137H210V136H209ZM209 137H207V138H209ZM231 137H232V136H231ZM240 137H241V136H240ZM253 137H252V138H253ZM83 138H84V140L87 141V138H86V137H83ZM83 138H80V139H83ZM104 138H105V137H104ZM125 138H127V136H126ZM147 138H148V137H147ZM149 138H151V137L149 136ZM152 138H153V137H152ZM152 138H151V139H152ZM169 138H170V137H169ZM169 138H168V139H169ZM180 138H181V137H180ZM180 138H178L177 140H179ZM213 138H214V137H213ZM217 138H218V139H220V138L222 139L221 136H220V138H219V135H218ZM224 138H225V137H224ZM32 139L34 140V138H32ZM35 139H36V138H35ZM70 139H72V138H70ZM75 139H76V138H75ZM105 139H106V138H105ZM128 139H129V138H128ZM130 139H131V136H130ZM136 139H137V138H136ZM151 139H150V140H151ZM153 139H154V138H153ZM153 139H152V140H153ZM161 139H160V140H161ZM172 139H174V138L172 137ZM172 139H171V140H172ZM175 139H176V137H175ZM210 139H211V138H210ZM231 139H232V138H231ZM247 139H248V137H247ZM68 140H69V139H68ZM89 140H90V139H89ZM89 140H88V142H89ZM171 140H170V141H171ZM224 140H225V139H224ZM228 140H229V139H228ZM248 140L252 141V143L250 144V148L253 149V151H254V150L258 147V144H259V142H260L259 138L254 137V139H252V140H251V139H248ZM49 141H50V139H49ZM81 141H82V140H81ZM101 141H102V140H101ZM105 141H106V140H105ZM105 141H104V143H105ZM109 141H110V139H109ZM119 141H120V140H119ZM133 141H134V140H133ZM153 141H154V140H153ZM157 141H158V140H157ZM175 141H176V140H175ZM210 141H212V139H211ZM250 141H249V142H250ZM43 142H44V141H43ZM62 142H63V141H62ZM66 142H69V141H66ZM91 142H92V141H91ZM95 142H97V141H95ZM131 142H132V141H131ZM138 142H139V141H138ZM144 142H145V141H144ZM163 142H167V140H166V141L164 140ZM16 143H17V142H16ZM56 143H58V142H56ZM56 143H55V144H56ZM70 143H71V142H70ZM76 143H78V142L76 141ZM97 143H98V142H97ZM101 143H102V142H101ZM110 143H111V141H110ZM123 143H125V140L123 141ZM134 143H136V142H134ZM139 143H140V142H139ZM167 143H168V142H167ZM236 143H237V142H236ZM31 144H32V143H31ZM38 144H39V143H38ZM58 144H59V143H58ZM86 144H87V143H86ZM111 144H112V143H111ZM117 144H119V143H117ZM131 144H132V143H131ZM149 144H150V143H149ZM169 144L171 145V143H169ZM204 144H205V143H204ZM211 144H212V143H211ZM261 144H262V143H261ZM14 145H15V144H14ZM17 145H20V142H19V144H17ZM17 145H16V147H17ZM49 145H50V144H49ZM56 145H57V144H56ZM61 145L63 146V144H61ZM61 145H60V146H61ZM73 145H74V144H73ZM78 145H79V144H78ZM97 145H98V144H97ZM140 145H141V144H140ZM146 145H147V144H146ZM156 145H157V144H156ZM158 145H159V144H158ZM161 145H162V144H161ZM170 145H169V147L172 146V145H171V146H170ZM208 145H210V144H208ZM238 145H239V144H238ZM245 145H246V144H245ZM39 146H40V145H39ZM39 146H38V147H39ZM62 146H61V147H62ZM68 146H69V144H68ZM104 146H105V145H104ZM112 146H113V144H112ZM114 146H115V145H114ZM117 146H118V145H117ZM124 146H126V145H124ZM174 146H175V145H174ZM202 146H203V145H202ZM34 147H36V146H34ZM64 147H66V146H64ZM99 147H100V146H99ZM121 147H122V146H121ZM121 147H120V148H121ZM130 147H131V146H130ZM133 147H135V148H137V147L140 148V146H137V147H136V146H134V145H133ZM133 147H132V148H133ZM143 147H145V146L143 145L142 148H143ZM214 147H215V146H214ZM221 147H222V146H221ZM231 147H232V145H231ZM14 148H15V147H14ZM26 148H27V147H26ZM29 148H30V147H29ZM48 148H49V147H48ZM106 148H107V147H106ZM146 148H147V147H146ZM150 148H151V147H150ZM205 148H206V147H205ZM222 148H223V147H222ZM263 148H264V147H263ZM12 149H13V148H12ZM45 149H47V148L45 147ZM63 149H64V148H62V150H63ZM123 149H124V148H123ZM123 149H122V150H123ZM127 149H128V148H127ZM147 149H148V148H147ZM232 149H233V148H232ZM232 149H230V150H232ZM248 149H249V148H248ZM258 149H259V148H258ZM261 149H262V148H260L258 152H256V151H254V152H255L256 154H257V153L260 154V152H262ZM43 150H44V149H43ZM59 150H60V149H59ZM59 150H58V151H59ZM64 150H67V149H64ZM69 150H70V149H69ZM73 150H74V148H73ZM86 150H88L87 147H86ZM93 150H94V149H93ZM95 150H96V149H95ZM97 150H101V149H97ZM109 150H110V149H109ZM117 150H118V149H116V151H117ZM130 150H131V149H130ZM176 150H177V149H176ZM224 150H225V149H224ZM12 151H14V150H12ZM16 151H17V150H16ZM34 151H35V150H34ZM51 151H52V150H50V152H51ZM89 151H90V150H89ZM102 151H103V150H102ZM123 151H124V150H123ZM233 151H236V150L234 149ZM246 151H247V150H246ZM2 152H1V153H2ZM14 152H15V151H14ZM42 152H43V151H42ZM52 152H53V151H52ZM54 152H55V150H54ZM59 152H60V151H59ZM59 152H58V153H59ZM66 152H67V151H66ZM96 152H97V151H96ZM98 152H99V151H98ZM114 152H115V151H114ZM121 152H122V151H121ZM121 152H120V153H121ZM141 152H142V151H141ZM200 152H201V151H200ZM242 152H243V151H242ZM8 153H9V152H8ZM12 153H13V152H12ZM12 153H11V154H12ZM32 153H33V150H32ZM60 153H61V152H60ZM99 153H100V152H99ZM62 154H63V153H62ZM67 154H68V152H67ZM73 154H74V153H73ZM91 154H92V152H91ZM113 154H114V153H113ZM127 154H128V153H127ZM129 154H131V153H129ZM231 154H232V157H233L234 160H236V159H238V158H240V157L243 158L244 160H241V164L243 163V164L247 165V167H249L250 170H252V169H254V168L256 167V157H250V156L247 154V152L240 153L238 157L234 155L235 153L233 154V153L231 152ZM245 154H247V155H245ZM2 155H3V154H2ZM69 155H70V152H69ZM81 155H82V154H81ZM114 155H115V154H114ZM29 156H30V154H29ZM57 156H58V155H57ZM59 156H60V154H59ZM63 156H64V154H63ZM115 156H116V155H115ZM123 156H124V155H123ZM125 156H126V155H125ZM141 156H142V155H141ZM148 156L150 157V155H148ZM229 156H231V155H229ZM257 156H258V154H257ZM30 157H31V156H30ZM55 157H56V156H55ZM69 157H70V156H69ZM149 157H148V158H149ZM170 157H171V156H170ZM180 157H181V156H180ZM10 158H11V157H10ZM33 158H34V157H33ZM66 158H67V157H66ZM136 158H137V157H136ZM141 158H142V157H141ZM143 158H144V157H143ZM146 158H147V157H146ZM166 158H167V156H166ZM225 158H226V157H225ZM259 158H260V160H261V159L264 160V156L259 157ZM27 159H28V158L22 156V158H21V162H22L23 164H26ZM35 159H36V158H35ZM69 159H70V158H69ZM105 159H106V158H105ZM151 159H152V158H151ZM181 159H182V158H181ZM181 159H180V160H181ZM1 160H2V159H1ZM112 160H113V159H112ZM146 160H147V159H146ZM146 160H145V161H146ZM184 160H185V159H184ZM214 160H215V159H214ZM49 161H50V160H49ZM49 161H48V163H50ZM92 161H93V160H92ZM176 161H177V160H176ZM218 161H219V160H218ZM227 161H228V160H227ZM10 162H12V161H10ZM18 162H19V161H18ZM18 162H17V163H18ZM36 162H37V161H36ZM38 162H39V161H38ZM65 162H66V161H65ZM76 162H77V161H76ZM103 162H104V161H103ZM109 162H110V161H109ZM160 162H161V161H160ZM232 162H233V161H232ZM34 163H35V162H34ZM34 163H33V164H34ZM74 163H75V162H74ZM99 163H100V162H99ZM99 163H98V164H99ZM200 163H201V162H200ZM226 163H227V162H226ZM54 164H55V163H54ZM100 164H101V163H100ZM109 164H110V163H109ZM109 164H108V165H109ZM115 164H116V163H115ZM141 164H142V163H141ZM148 164H149V162H148ZM148 164H146V165H148ZM167 164H168V163H167ZM227 164H228V163H227ZM229 164H230V163H229ZM241 164H238V163H237V164H236V171L233 170L234 172H232L231 174L229 173V174L232 176V178L234 179V182H233L234 185H236V186L238 185V188H239V185H240V188H241V186L243 187L244 185H246V184H244L243 181H239V180H238V179H242V175H243V173L245 172V171H244L243 173H240V169H239V168H242V170H243V167L240 166ZM35 165H36V164H35ZM78 165H79V164H78ZM78 165H77V166H78ZM111 165H113V164L111 163ZM119 165H120V164H119ZM134 165H135V164H134ZM149 165L151 166V165H152V162H151V164H149ZM149 165H148V166H149ZM154 165H155V162H154ZM154 165H153V166H154ZM163 165H164V164H163ZM191 165H192V162H191ZM195 165H196V164H195ZM218 165H219V164H218ZM233 165H234V164H233ZM17 166H18V165H17ZM45 166H46V164H45ZM60 166H61V165H60ZM66 166H68V165H66ZM70 166H71V165H70ZM81 166H82V165H81ZM92 166H93V165H92ZM105 166H106V165H105ZM105 166H104V167H105ZM138 166H139V165H138ZM150 166H149V167H150ZM153 166H152V168H154V169L157 168V167H153ZM155 166H158V165H155ZM196 166H197V165H196ZM258 166H259V165H258V163H257V167H258ZM25 167H27V166H25ZM28 167H29V166H28ZM46 167H47V166H46ZM78 167H79V166H78ZM95 167H96V166H95ZM98 167H99V166H98ZM112 167H113V166H112ZM126 167H127V166H126ZM159 167H160V165H159ZM170 167H171V166H170ZM225 167H226V166H225ZM245 167H246V166H245ZM257 167H256V168H257ZM260 167H261V166H260ZM48 168H49V167H48ZM52 168H54V167H52ZM102 168H103V167H102ZM115 168H116V166H115ZM117 168H118V167H117ZM120 168H121V167H120ZM150 168H151V167H150ZM168 168H169V167H168ZM194 168H195V167H194ZM197 168H198V167H197ZM199 168H200V167H199ZM227 168H229V167L227 166ZM233 168H234V167H233ZM233 168H232V169H233ZM26 169H27V168H26ZM26 169H24V170L26 171ZM49 169H50V168H49ZM49 169H48V170H49ZM66 169H67V168H66ZM75 169H77V168H75ZM82 169H83V168H82ZM123 169H124V168H123ZM127 169H128V168H127ZM157 169H159V168H157ZM163 169H164V168H163ZM166 169H167V168H166ZM245 169H246V168H245ZM247 169H248V168H247ZM35 170H36V169H35ZM35 170H34V171H35ZM45 170H46V169H45ZM78 170H79V168H78ZM78 170H77V171H78ZM145 170H146V169H145ZM181 170H182V169H181ZM181 170H180V171H181ZM193 170H194V169H193ZM227 170H228V172H229V170H230V172H231V168H229V169H227ZM22 171H23V169H22ZM31 171H32V170H31ZM37 171H38V170H37ZM49 171H50V170H49ZM57 171H58V170H57ZM73 171H74V170H73ZM73 171H72V172H73ZM102 171H103V170H102ZM102 171H101V172H102ZM105 171H106V170H105ZM129 171H131V170H129ZM149 171H150V170H149ZM149 171H147V172L149 173ZM205 171H206V170H205ZM246 171H247V174H248V173H251V172H248V170H246ZM259 171H264V170H263V168H261V170H259ZM259 171H258V172H259ZM39 172H40V170H39ZM75 172H76V171H75ZM78 172H79V171H78ZM99 172H100V171H99ZM119 172H120V170H119ZM124 172H125V171H124ZM147 172H146V173H147ZM150 172H151V171H150ZM152 172H153V170H152ZM166 172H167V171H166ZM198 172H199V171H198ZM226 172H227V171H226ZM252 172H253V170H252ZM254 172H255V171H254ZM254 172H253V173H254ZM256 172H257V171H256ZM47 173H48V172H47ZM88 173H89V172H88ZM115 173H116V172H115ZM115 173H114V174H115ZM156 173H158V172H156ZM159 173H160V172H159ZM163 173H164V172H163ZM4 174H5V173H4ZM7 174H9V172H8ZM33 174H34V173H33ZM52 174H53V173H52ZM89 174H91V173H89ZM130 174H131V173H130ZM130 174L128 173L127 175H130ZM150 174H151V173H150ZM182 174H183V173H182ZM184 174L187 175V173H184ZM194 174H195V173H194ZM226 174H227V173H226ZM244 174H245V173H244ZM30 175H31V174H30ZM47 175H48V174H47ZM116 175H117V174H116ZM151 175H153V174H151ZM154 175H155V174H154ZM154 175H153V176H154ZM159 175H161V174H159ZM203 175H204V174H203ZM205 175H206V174H205ZM249 175H250V174H249ZM254 175H255V174H254ZM263 175H264V174H263ZM82 176H83V175H82ZM84 176H85V175H84ZM125 176H126V175H125ZM156 176H157V174H156ZM163 176H164V175H163ZM243 176H244V175H243ZM255 176H256V175H255ZM260 176H261V175H260ZM14 177H15V176H14ZM45 177L47 178V176H45ZM103 177H104V176H103ZM128 177H129V176H127V178H128ZM146 177H147V176H146ZM166 177H167V176H166ZM168 177H169V176H168ZM168 177H167V178H168ZM212 177H213V176H212ZM237 177H239V178H237ZM253 177H254V176H253ZM256 177H257V176H256ZM9 178H11V177H9ZM48 178H49V177H48ZM73 178H74V177H73ZM130 178H131V177H130ZM158 178L161 179L162 177H159V176H158ZM177 178H178V177H177ZM16 179H17V178H16ZM41 179H42V178H41ZM90 179H91V178H90ZM92 179H93V178H92ZM124 179H125V178H124ZM128 179H129V178H128ZM141 179H142V178H141ZM147 179H148V178H147ZM163 179H164V178H163ZM233 179H232V180H233ZM244 179H246V178H244ZM7 180H8V179H7ZM24 180H25V178H24ZM24 180H23V181H24ZM30 180H31V179H30ZM30 180H29V181H30ZM36 180H37V179H36ZM38 180H39V179H38ZM42 180H43V179H42ZM69 180H70V179H69ZM150 180H151V179H150ZM153 180H154V179H153ZM155 180H156V179H155ZM169 180H170V179H169ZM174 180H175V179H174ZM218 180H219V179H218ZM232 180H231V181H232ZM247 180H248V178H247ZM136 181H137V180H136ZM161 181H162V180H161ZM214 181H215V179H214ZM231 181H230V182H231ZM238 181H239V182H238ZM249 181H250V180H249ZM253 181H254V180H253ZM259 181H260V180H259ZM16 182H17V181H16ZM130 182H131V181H130ZM222 182H223V180H222ZM225 182H226V181H224V183H225ZM262 182H263V181H262ZM24 183H27V182H24ZM131 183H132V182H131ZM158 183H159V182H158ZM211 183H212V181H211ZM226 183H227V182H226ZM257 183H258V182H257ZM136 184H137V182H136ZM143 184H144V183H143ZM209 184H210V183H209ZM212 184H213V183H212ZM215 184H218V183H217V180H216V183H215ZM215 184H213L214 187H216ZM228 184H229V183H228ZM228 184H227V185H228ZM231 184H232V183H231ZM15 185H16V184H15ZM41 185H42V184H41ZM96 185H98V184H96ZM139 185H140V184H139ZM139 185H137V186H139ZM148 185H149V184H148ZM174 185H175V183H174ZM221 185H222V187H223V185L225 186V184H223V183H222ZM62 186H63V185H62ZM67 186H68V185H67ZM67 186H66V187H67ZM130 186L132 187V185H130ZM143 186H144V185H143ZM217 186H218V185H217ZM236 186H234V187H236ZM96 187H97V186H96ZM108 187H109V186H108ZM135 187H136V186H135ZM145 187H146V185H145ZM219 187H220V186H218V188H219ZM229 187H230V186H229ZM141 188H142V187H139V188H137V189L139 190V189H141ZM146 188H147V187H146ZM163 188H164V187H163ZM171 188H172V187H171ZM173 188H174V187H173ZM218 188H217V190H218ZM223 188H224V187H223ZM226 188H228V186L225 187L224 189H226ZM240 188H239V189H240ZM245 188H246V187H245ZM104 189H105V188H104ZM131 189H132V188H131ZM135 189H136V188H135ZM142 189H143V188H142ZM232 189H233V187H232ZM248 189H249V188H248ZM250 189H251V191H252V188H250ZM250 189H249V190H250ZM256 189H257V187H256ZM258 189H259V188H258ZM145 190H146V189H145ZM162 190H163V189H162ZM197 190H198V189H197ZM226 190H228V189H226ZM233 190H234V189H233ZM235 190H236V189H235ZM243 190H244V188H243ZM156 191H157V190H156ZM228 191H229V190H228ZM231 191H232V190H231ZM130 192H131V191H129V193H130ZM153 192L156 193L155 191H153ZM211 192H212V191H211ZM219 192H220V191H219ZM225 192H227V191L224 190V193H225ZM229 192H230V191H229ZM229 192H228V193H229ZM235 192H236V191H235ZM68 193H69V192H68ZM131 193H132V192H131ZM131 193H130V194H131ZM158 193H160V192H158ZM175 193H176V192H175ZM228 193H227V194H228ZM232 193H233V192H232ZM232 193H229V194H232ZM239 193H240V192H239ZM254 193H255V192H254ZM58 194H59V193H58ZM240 194H241V193H240ZM245 194H246V193H245ZM245 194H244V195H245ZM59 195H61V194H59ZM59 195H58V196H59ZM112 195H113V194H112ZM158 195H159V194H158ZM184 195H185V194H184ZM225 195H226V193H225ZM233 195L235 196V194H233ZM242 195H243V194H242ZM246 195H247V194H246ZM129 196H131V195H129ZM129 196L127 195L126 198H128ZM133 196H134V195H133ZM136 196H137V195H136ZM212 196H213V195H212ZM226 196H227V195H226ZM228 196H229V195H228ZM231 196H232V195H231ZM231 196H230V197H231ZM234 196H233V198H234ZM116 197H117V196H116ZM146 197H148V196H146ZM250 197H251V196H250ZM55 198H56V197H55ZM70 198H71V196H70ZM90 198H91V197H90ZM102 198H103V197H102ZM130 198H131V197H130ZM134 198H135V197H134ZM151 198H152V197H150V199H151ZM160 198H161V196H160ZM227 198H228V197H227ZM235 198H238V197L236 196ZM235 198H234V199H231V198H230L234 203H233V206L228 207V209H227L226 212H225V217H224V218H226L227 220H229V218H234V217H235V209L238 207V211L236 210V212H239V213L241 214V218H240V219H243V221H240V223H239V230H240V232H241L242 234L248 233L249 230H250V231L254 230L253 227H252V220L255 222L254 224H255L256 226H258V225H262V224L260 223L261 221L264 223V208H263V209H257V207H256L257 205H256V203H255L254 201H252L251 203L247 204L246 201H245V198H244V199L241 198L240 200H239V199H238V200H235ZM247 198H248V197H247ZM128 199H129V198H128ZM136 199H137V198H136ZM148 199H149V198H148ZM212 199H213V198H212ZM212 199H211V200H212ZM258 199H259V198H258ZM167 200H168V199H167ZM172 200H173V198H172ZM249 200H250V199H249ZM74 201H75V200H74ZM76 201H77V199H76ZM155 201H156V200H155ZM157 201H158V200H157ZM174 201H175V199H174ZM174 201H173V202H174ZM255 201H256V200H255ZM67 202H68V201H67ZM126 202H127V201H126ZM173 202H172V203H173ZM176 202H177V201H176ZM201 202H202V201H201ZM222 202H223V201H222ZM22 203H23V202H22ZM72 203H73V202H72ZM72 203H71V204H72ZM155 203H156V202H155ZM172 203H171V204H172ZM174 203H175V202H174ZM181 203H182V202H181ZM213 203H215V202H213ZM258 203H259V202H258ZM132 204H133V203H132ZM149 204H150V203H149ZM171 204H170V205H171ZM224 204H225V203H224ZM135 205H136V204H135ZM145 205H146V204H145ZM145 205H144V206H145ZM219 205H221V204H219ZM139 206H140V205H139ZM141 206H142V205H141ZM163 206H164V205H163ZM252 206H254V208H253ZM258 206H259V205H258ZM125 207H126V206H125ZM129 207H130V206H129ZM210 207H212V206H210ZM217 207H218V206H217ZM260 207H261V206H260ZM111 208H112V207H111ZM114 208H115V207H114ZM67 209H68V208H67ZM67 209H66V210H67ZM71 209H72V208H71ZM143 209H144V208H143ZM143 209H141V210H143ZM157 209H158V208H157ZM170 209H171V208H170ZM208 209H209V208H208ZM210 209H211V208H210ZM137 210H138V209H137ZM141 210H140V211H141ZM163 210H164V208H163ZM200 210H201V209H200ZM216 210H217V209H216ZM43 211H44V210H43ZM112 211H113V210H112ZM138 211H139V210H138ZM138 211H137V212H138ZM144 211H145V210H144ZM161 211H162V209H161ZM164 211H165V210H164ZM188 211H189V210H188ZM202 211H203V210H202ZM61 212H62V211H61ZM64 212H67V211H64ZM137 212H136V213H137ZM146 212H147V211H146ZM146 212H145V214H146ZM148 212H149V211H148ZM148 212H147L146 216H147V215H151V214H148ZM162 212H163V211H162ZM172 212H173V211H172ZM209 212H210V211H209ZM217 212H218V211H217ZM217 212H216V213H217ZM108 213H109V212H108ZM138 213H139V212H138ZM138 213H137V214H138ZM169 213H170V212H169ZM173 213H174V212H173ZM218 213H219V212H218ZM145 214H144V215H145ZM161 214H162V213H161ZM165 214H166V213H165ZM167 214H168V212H167ZM188 214H189V213H188ZM193 214H194V213H193ZM222 214H223V213H222ZM189 215H190V214H189ZM210 215H211V214H210ZM210 215H208V216H210ZM194 216H196V215H194ZM199 216H200V215H199ZM252 216H255V217H253V219H251ZM122 217H123V216H122ZM151 217H153V215H152ZM159 217L161 218L162 215L159 216ZM190 217H191V216H190ZM216 217H217V216H216ZM153 218H154V217H153ZM160 218H158V220H160L159 222H160V224H161V219H160ZM191 218H192V217H191ZM141 219H142V218H141ZM208 219H209V218H208ZM208 219H207V220H208ZM137 220H138V217H137ZM145 221L147 222V219H146ZM145 221H143V222H145ZM149 221H150V220H149ZM156 221H157V220H156ZM130 222H131V221H130ZM137 222H138V221H137ZM150 222H151V221H150ZM214 222H216V220H215ZM218 222H219V221H218ZM157 223H158V222L155 223V222L153 221V226H152L151 229L154 230V228H156L157 226L160 227V226H159V223H158V224H157ZM180 223H181V222H180ZM113 224H114V223H113ZM144 224H145V223H144ZM151 224H152V223H151ZM154 224H155V225L157 224V226L155 227ZM164 224H165V223H163V225H164ZM206 224H207V223H206ZM206 224H205V225H206ZM145 225H146V224H145ZM149 225H150V224H149ZM163 225H162V226H163ZM183 225H184V224H183ZM186 225H187V224H186ZM211 225H212V224H211ZM114 226H115V225H114ZM162 226H161L160 228H162ZM164 226H165V225H164ZM164 226H163V227H164ZM187 226H188V225H187ZM263 226H264V225H263ZM124 227H125V226H124ZM129 227H130V226H129ZM153 227H154V228H153ZM183 227H184V226H183ZM191 227H192V226H191ZM204 227H205V226H204ZM120 228H121V227H120ZM125 228H126V227H125ZM125 228H123V229H125ZM127 228H128V227H127ZM132 228H133V227H132ZM149 228H150V226H149ZM149 228H148V229H149ZM259 228H260V227H259ZM157 229H158V228H157ZM185 229H186V228H185ZM203 229H204V228H203ZM205 229H206V228H205ZM205 229H204V230H205ZM263 229H264V228H263ZM126 230H129V229H126ZM155 230H156V229H155ZM162 230H163V229H162ZM188 230H189V231H188ZM188 230H187L188 232L191 231L190 229H188ZM212 230H213V229H212ZM255 230H256V229H255ZM260 230H261V229H260ZM157 231H158V230H156V232H157ZM196 231H197V230H196ZM256 231H257V230H256ZM149 232L151 233V232H153V231H149ZM160 232H161V231H160ZM212 232H213V231H212ZM217 232H218V231H217ZM260 232H262V231H260ZM110 234H111V233H109L108 236H109ZM138 234H139V233H138ZM147 234H148V233H147ZM156 234H157V233H156ZM156 234H155V235H156ZM162 234H163V231H162ZM209 234H210V233H209ZM132 235H133V234H132ZM136 235H137V234H135V236H136ZM149 235H150V234H149ZM171 235H172V234H171ZM173 235H174V234H173ZM173 235H172V236H173ZM231 235H232V234H231ZM110 236H111V235H110ZM127 236H128V235H127ZM160 236H161V234H160ZM203 236H204V235H203ZM248 236H249V235H248ZM146 237H147V236H146ZM207 237H208V236H207ZM244 237H245V236H244ZM255 237H256V236H255ZM45 238H46V237H45ZM153 238H154V237H152V240H153ZM201 238H202V237H201ZM208 238H210V236H209ZM208 238H207V239H208ZM137 239H138V241L141 240L140 237L137 238ZM139 239H140V240H139ZM155 239H156V238H155ZM163 239H164V238H163ZM171 239H173V238H171ZM232 239H234V238H232ZM245 239H246V237H245ZM150 240H151V239H150ZM152 240H151V242H154V241H155V240H154V241H152ZM157 240H158V239H157ZM164 240H165V239H164ZM174 240H175V238H174ZM209 240H211V239H209ZM213 240H214V239H212V241H213ZM241 240H242V239H241ZM249 240H250V239H249ZM251 240H253V239H251ZM251 240H250V241H251ZM136 241H137V240H136ZM166 241H167V243H168V240H166ZM178 241H179V239H178ZM178 241H177V242H178ZM233 241H234V240H233ZM245 241H246V240H245ZM253 241H254V240H253ZM256 241H257V239H256ZM258 241H259V240H258ZM140 242H141V241H140ZM140 242H139V243H140ZM155 242H156V241H155ZM160 242H161V241H160ZM171 242H172V241H171ZM171 242H170V243H171ZM179 242H180V241H179ZM251 242H252V241H251ZM260 242H261V241H260ZM134 243H135V242H134ZM165 243H166V242H165ZM165 243H164V244H165ZM170 243H169V244H170ZM174 243H175V242H174ZM185 243H186V242H185ZM208 243H209V242H208ZM249 243H250V242H249ZM136 244H138V243L136 242ZM141 244H142V242H141ZM158 244H159V243H158ZM161 244H162V243H161ZM177 244H178V243H177ZM190 244H191V243H189V245H190ZM245 244H246V242H245ZM257 244H258V243H257ZM107 245H108V244H107ZM147 245H149V244H147ZM152 245H153V244H152ZM175 245H176V244H175ZM180 245H181V244H180ZM180 245H179V246H180ZM185 245H186V244H185ZM235 245H236V244H235ZM250 245H251V244H250ZM252 245H253V244H252ZM258 245H259V244H258ZM129 246H131V245H129ZM134 246H135V245H134ZM138 246H139V244H138ZM162 246H163V244H162ZM179 246H172V245H171V247H176V248L179 247ZM255 246H256V245H255ZM261 246H262V245H261ZM261 246H260V247H261ZM143 247H144V246H143ZM147 247H148V246H147ZM158 247H159V246H158ZM165 247H166V246H165ZM181 247L183 248V246H181ZM235 247H236V246H235ZM245 247H246V246H245ZM258 247H259V246H258ZM4 248H5V247H4ZM132 248H135V247H132ZM159 248H160V247H159ZM176 248H175V250L177 251L178 248H177V249H176ZM182 248H181V250H182ZM200 248H201V247H200ZM255 248H256V247H255ZM136 249H137V248H136ZM166 249H167V248H166ZM170 249H173V248H170ZM203 249H204V248H203ZM247 249H248V248H247ZM158 250H159V249H158ZM160 250H161V249H160ZM173 250H174V249H173ZM183 250H185V247H184ZM195 250H196V249H195ZM200 250H201V249H200ZM251 250H252V249H251ZM123 251H124V250H123ZM130 251H131V250H130ZM166 251L168 252V250H166ZM171 251H172V250H171ZM178 251H179V250H178ZM178 251H177V252H178ZM186 251H188V249H187ZM197 251H198V249H197ZM201 251H202V250H201ZM201 251H200V252H201ZM254 251H255V250H254ZM260 251H261V250H260ZM127 252H128V251H127ZM179 252H180V251H179ZM183 252H184V251H183ZM194 252H195V251H194ZM129 253H130V252H129ZM171 253H172V252H171ZM184 253H186V252H184ZM206 253H207V252H206ZM251 253H254V252H251ZM165 254H166V252H165ZM178 254H179V253H178ZM180 254H181V253H180ZM198 254H199V253H198ZM134 255H135V254H134ZM166 255H167V254H166ZM183 255H184V254H183ZM190 255H191V254H190ZM193 255H194V254H193ZM201 255H202V254H201ZM1 256H2V255H1ZM184 256H185V255H184ZM184 256H183V257H184ZM163 257H164V256H163ZM183 257H182V258H183ZM186 257H187V255H186ZM193 257H194V256H193ZM197 257H198V256H197ZM205 257H206V256H205ZM184 258H185V257H184ZM206 258H208V257H206ZM210 258H211V257H210ZM167 259H168V257H167ZM204 259H205V258H204ZM212 259H213V258H212ZM161 260H162V259H161ZM184 260H185V259H184ZM206 260H207V259H206ZM259 261H263V259H261V258H259V257L254 259V263H255V264H257ZM208 262H209V261H208ZM199 263H200V262H199ZM225 263H226V262H225ZM166 264H167V263H166ZM259 264H260V263H259Z\"/></svg>", "mask_w": 264, "mask_h": 264}, {"label": "snow or ice", "instance_id": "6c2138e0", "mask_svg": "<svg viewBox=\"0 0 264 264\" xmlns=\"http://www.w3.org/2000/svg\"><path fill=\"white\" fill-rule=\"evenodd\" d=\"M243 251V250H242Z\"/></svg>", "mask_w": 264, "mask_h": 264}]
</instances>
